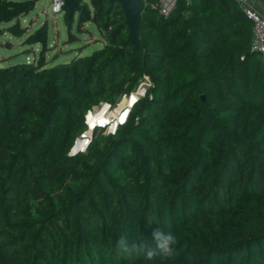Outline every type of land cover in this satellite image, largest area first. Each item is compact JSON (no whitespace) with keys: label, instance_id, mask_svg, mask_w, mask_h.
Returning a JSON list of instances; mask_svg holds the SVG:
<instances>
[{"label":"trees","instance_id":"trees-1","mask_svg":"<svg viewBox=\"0 0 264 264\" xmlns=\"http://www.w3.org/2000/svg\"><path fill=\"white\" fill-rule=\"evenodd\" d=\"M70 41L94 24L103 47L48 67L38 0H0V34L40 45L0 67V264H264V59L238 0H140L138 43L118 2L76 0ZM151 87L116 135L70 156L85 115ZM177 237L172 257L116 247Z\"/></svg>","mask_w":264,"mask_h":264},{"label":"rangeland","instance_id":"rangeland-1","mask_svg":"<svg viewBox=\"0 0 264 264\" xmlns=\"http://www.w3.org/2000/svg\"><path fill=\"white\" fill-rule=\"evenodd\" d=\"M78 17L76 13L72 32L76 37L70 41V33L65 23V12L58 15L52 14L51 0H38V3L28 16L22 19V25L29 28V34L34 33L43 24H48L49 45L46 52L48 67L56 64L69 63L77 56H88L103 47L102 36L98 28L86 24L83 30H78ZM10 24H3L5 29ZM42 47L26 46L24 38H15L9 33L0 34V67H9L19 63L31 62L38 59Z\"/></svg>","mask_w":264,"mask_h":264},{"label":"built area","instance_id":"built-area-1","mask_svg":"<svg viewBox=\"0 0 264 264\" xmlns=\"http://www.w3.org/2000/svg\"><path fill=\"white\" fill-rule=\"evenodd\" d=\"M67 0H51V11L55 16L65 12ZM180 0H159L161 13L170 15ZM247 17L254 23L252 52L259 53L264 59V0H238ZM57 6L58 10H57ZM151 87L148 77L139 83L136 90L128 95L122 96L116 104L102 103L98 107L89 110L85 115L84 124L86 130L75 141L70 151V156L86 153L92 142L94 133L102 132L103 135H116L120 127L125 126L131 116L134 107L143 98ZM101 114V120H93Z\"/></svg>","mask_w":264,"mask_h":264},{"label":"clouds","instance_id":"clouds-1","mask_svg":"<svg viewBox=\"0 0 264 264\" xmlns=\"http://www.w3.org/2000/svg\"><path fill=\"white\" fill-rule=\"evenodd\" d=\"M57 6V10H58ZM154 247H150L147 243L134 242L129 245L125 237H120L116 242V247L121 252L127 253L129 257L133 255L144 254L147 261H151L157 256L167 258L172 257L175 253L174 245L177 244V237L171 232H164L157 228L152 233Z\"/></svg>","mask_w":264,"mask_h":264},{"label":"water","instance_id":"water-1","mask_svg":"<svg viewBox=\"0 0 264 264\" xmlns=\"http://www.w3.org/2000/svg\"><path fill=\"white\" fill-rule=\"evenodd\" d=\"M115 1L121 5L125 13L126 23L131 31L130 40L137 44L140 29V15L142 12L140 0H111V2ZM66 8L69 19L80 9L76 0H67Z\"/></svg>","mask_w":264,"mask_h":264},{"label":"bare ground","instance_id":"bare-ground-1","mask_svg":"<svg viewBox=\"0 0 264 264\" xmlns=\"http://www.w3.org/2000/svg\"><path fill=\"white\" fill-rule=\"evenodd\" d=\"M101 120V114H99V115H97V117L96 118H93L90 122H94L93 120Z\"/></svg>","mask_w":264,"mask_h":264}]
</instances>
